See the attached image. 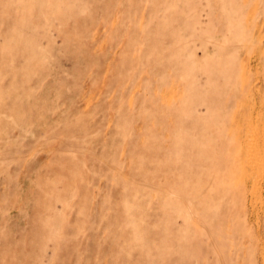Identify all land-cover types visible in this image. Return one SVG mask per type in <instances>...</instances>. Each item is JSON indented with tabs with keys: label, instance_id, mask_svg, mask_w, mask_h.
Returning <instances> with one entry per match:
<instances>
[{
	"label": "rangeland",
	"instance_id": "rangeland-1",
	"mask_svg": "<svg viewBox=\"0 0 264 264\" xmlns=\"http://www.w3.org/2000/svg\"><path fill=\"white\" fill-rule=\"evenodd\" d=\"M245 151L264 0H0V264H264Z\"/></svg>",
	"mask_w": 264,
	"mask_h": 264
},
{
	"label": "bare ground",
	"instance_id": "bare-ground-1",
	"mask_svg": "<svg viewBox=\"0 0 264 264\" xmlns=\"http://www.w3.org/2000/svg\"><path fill=\"white\" fill-rule=\"evenodd\" d=\"M249 144V142L248 141H246V145H248ZM246 148H247V146H246ZM245 158H246V167L248 168V172L250 173V178H254L253 179V185H255L254 186V189H256V190H261L260 188L262 187L261 186V181H259V177H258V175H257V171L255 170L254 172H255V174H252L253 173V171L251 170L250 171V168H253L254 167V169L255 168H257L258 166H257V160H256V156H255V154H252V153H250L249 151H245ZM257 159H258V157H257ZM257 166V167H256ZM260 170H259V176L261 175V177H264V167H262L261 168V166L260 167H258ZM255 175V176H254ZM254 176V177H253ZM261 179V178H260ZM255 190V191H256ZM254 191V190H253Z\"/></svg>",
	"mask_w": 264,
	"mask_h": 264
}]
</instances>
